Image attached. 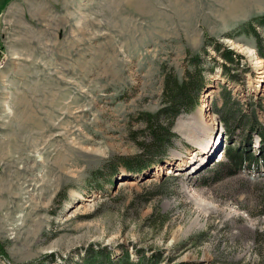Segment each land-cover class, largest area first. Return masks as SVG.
Here are the masks:
<instances>
[{"label":"rangeland","instance_id":"374dc122","mask_svg":"<svg viewBox=\"0 0 264 264\" xmlns=\"http://www.w3.org/2000/svg\"><path fill=\"white\" fill-rule=\"evenodd\" d=\"M261 16L264 0H0V264H264V165L214 172L247 135L260 150ZM249 23L261 48L235 34ZM197 55L199 106L154 151L143 116ZM208 124L223 153L198 172Z\"/></svg>","mask_w":264,"mask_h":264},{"label":"trees","instance_id":"16d2710c","mask_svg":"<svg viewBox=\"0 0 264 264\" xmlns=\"http://www.w3.org/2000/svg\"><path fill=\"white\" fill-rule=\"evenodd\" d=\"M256 21L259 24H264V16L256 18ZM246 31V32H245ZM239 33H249L253 35L257 41L259 48H261L260 44V35L258 34L256 28L253 23L243 24L240 28H238L235 34ZM206 45H211L215 52L222 58V67L224 69L230 70L233 66H239L241 64V59H243L240 55H238L234 50L228 49L227 46H224L222 43H219L214 38H206ZM207 48V47H206ZM207 50V49H205ZM261 50V49H260ZM262 56H264L263 52H260ZM201 56L197 55L193 58L194 64H197L196 72L188 73V77H184L179 80L176 76L168 75L165 81L164 90H163V107L158 110L156 113H145L144 118L147 124V131L153 138L151 147L155 151L164 150L165 146L172 145L174 139L177 136L175 132H173V127L175 125L178 117L183 114H191L193 113L197 107L199 106L200 97L206 87V82L204 81L202 75V64ZM216 61V60H215ZM230 66H227V65ZM232 65V66H231ZM209 97V94L206 98ZM205 98V99H206ZM231 114H226V118L224 119L227 125H232L230 120ZM263 127V126H262ZM253 131H259L260 126L255 127L254 124L251 125ZM261 135V145L259 147V153L257 155H253L250 153L249 147L252 145L251 135H247L242 138L240 141V145L237 148H229L227 153V164L218 165L216 164V170L214 172H219L222 169L231 170L237 173L239 170H242L246 166H255V165H264V129L260 132ZM251 144V145H250ZM225 166V167H224ZM216 179H219L217 176ZM0 255L3 257H7L5 246L0 242ZM107 260V264H114L112 260L109 261L108 258H105L104 261ZM158 258L152 257L150 259H146V262L139 261L138 263L133 262L129 256H126L119 263L115 264H158ZM87 264H96V260L90 257L88 259Z\"/></svg>","mask_w":264,"mask_h":264},{"label":"bare ground","instance_id":"6f19581e","mask_svg":"<svg viewBox=\"0 0 264 264\" xmlns=\"http://www.w3.org/2000/svg\"><path fill=\"white\" fill-rule=\"evenodd\" d=\"M256 64H257V69H260V72H264V62L258 61ZM213 123H215V121ZM221 140L222 139H221L220 128L216 127V124H210V125L208 124L207 128L204 129L203 132L198 137L195 136L192 142L197 146V149H199V152H203L205 153V155L208 153V150L211 148L209 152V156H210V154L212 155L213 153L216 152V150L221 144ZM194 157L190 158L188 166L192 165V167H194L195 165H197L198 162L195 160L197 158H194ZM204 157H207V156H203V158ZM160 170L163 171L164 168L159 169V171Z\"/></svg>","mask_w":264,"mask_h":264},{"label":"water","instance_id":"95a60500","mask_svg":"<svg viewBox=\"0 0 264 264\" xmlns=\"http://www.w3.org/2000/svg\"><path fill=\"white\" fill-rule=\"evenodd\" d=\"M196 148H197V146H196ZM222 153H223V147H219L216 150L215 153H213L212 155L206 157L205 158V161L200 163L199 168L197 169V171L199 172V171H202V170L206 169L207 167H209L212 163H214L215 161H217V159L219 158V156Z\"/></svg>","mask_w":264,"mask_h":264},{"label":"crops","instance_id":"0c3cea01","mask_svg":"<svg viewBox=\"0 0 264 264\" xmlns=\"http://www.w3.org/2000/svg\"><path fill=\"white\" fill-rule=\"evenodd\" d=\"M6 12V11H5ZM5 14V13H4Z\"/></svg>","mask_w":264,"mask_h":264}]
</instances>
